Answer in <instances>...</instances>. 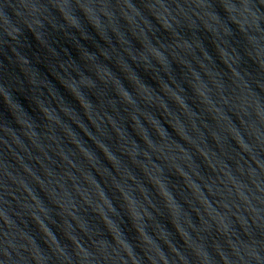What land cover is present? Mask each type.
<instances>
[{
    "label": "water",
    "instance_id": "water-1",
    "mask_svg": "<svg viewBox=\"0 0 264 264\" xmlns=\"http://www.w3.org/2000/svg\"><path fill=\"white\" fill-rule=\"evenodd\" d=\"M0 264H264V0H0Z\"/></svg>",
    "mask_w": 264,
    "mask_h": 264
}]
</instances>
